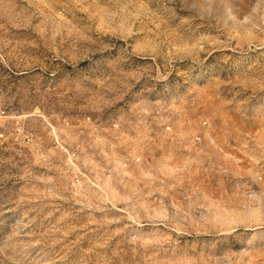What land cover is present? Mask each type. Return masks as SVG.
Returning <instances> with one entry per match:
<instances>
[{
	"label": "rangeland",
	"instance_id": "1",
	"mask_svg": "<svg viewBox=\"0 0 264 264\" xmlns=\"http://www.w3.org/2000/svg\"><path fill=\"white\" fill-rule=\"evenodd\" d=\"M0 264H264V0H0Z\"/></svg>",
	"mask_w": 264,
	"mask_h": 264
}]
</instances>
